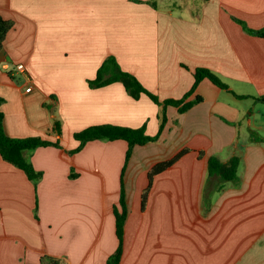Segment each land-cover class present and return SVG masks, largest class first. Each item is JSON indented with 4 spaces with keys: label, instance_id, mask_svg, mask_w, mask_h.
Returning <instances> with one entry per match:
<instances>
[{
    "label": "crops",
    "instance_id": "1",
    "mask_svg": "<svg viewBox=\"0 0 264 264\" xmlns=\"http://www.w3.org/2000/svg\"><path fill=\"white\" fill-rule=\"evenodd\" d=\"M11 21L0 53L4 128L12 138L60 146L27 152L35 183L0 156V264H108L116 252L114 207L122 182L128 217L120 264H264V0H0ZM109 56L160 100L181 99L205 68L228 88L202 80L185 113L167 108L161 141L88 142L98 125L159 132L160 108L122 83L91 88ZM24 64L26 71L16 70ZM31 87L30 91L27 89ZM58 121L61 136L54 131ZM189 149L154 178L157 163ZM240 157V184L219 188L208 159ZM72 173L76 176L72 178Z\"/></svg>",
    "mask_w": 264,
    "mask_h": 264
},
{
    "label": "trees",
    "instance_id": "2",
    "mask_svg": "<svg viewBox=\"0 0 264 264\" xmlns=\"http://www.w3.org/2000/svg\"><path fill=\"white\" fill-rule=\"evenodd\" d=\"M236 21L248 34L255 35L264 39V28L255 30L250 28L245 21ZM12 28L13 23L11 21L4 20L0 16V53L3 50L6 37ZM194 76V86L188 93L184 95L183 98L178 100H160L157 95L144 87V85L134 74L123 70L114 56L107 57L98 69L95 79L88 81L89 86L91 88H101L119 82L123 84L127 93L135 100L140 99L142 95L148 96L152 100V102H154L160 108L158 114V118L160 121L159 132L155 136H149L146 134L145 126H142L140 128L121 127L109 124L93 126L86 128L81 132L75 133L74 137L80 142V145L71 153L79 152L88 142L95 140H124L129 145V150L127 152L126 158V162H128L132 154V150L135 146H143L149 143H156L160 141L162 132L168 122L167 108L169 106L178 108L180 113H185L194 105L202 101V98L200 96H196L195 99L189 100L190 97L194 95L197 86L202 80L209 79L212 83L222 89L228 88V86L223 83L222 80L209 69L198 68L196 69ZM256 99L260 102H264V95ZM4 102L5 99L0 97V156L4 161L23 171L29 180L37 183L41 179L42 173L36 171L32 163L26 157V153L34 151L41 147H61L60 139L58 138L56 142H51L41 137L12 138L8 136L4 128V113L1 110ZM54 125V131L58 136H61L60 123L56 121ZM188 152L189 149H184L177 153L171 159L157 163L152 167L148 175V186L142 194V210H145L146 208L148 195L152 189L154 178L175 165ZM240 163V157L237 156L232 157L228 162H222L218 157L212 156L208 159L209 177L218 178L219 188H222L227 183L233 184L235 186L239 185L241 180L239 176ZM75 177L76 176L72 173V178ZM114 216L116 221V236L119 240V246L116 252L109 258L108 264H120V260L123 254L125 224L128 217V208L123 182L121 187L119 206L114 207ZM38 264H60V259L45 255L41 257Z\"/></svg>",
    "mask_w": 264,
    "mask_h": 264
},
{
    "label": "built area",
    "instance_id": "3",
    "mask_svg": "<svg viewBox=\"0 0 264 264\" xmlns=\"http://www.w3.org/2000/svg\"><path fill=\"white\" fill-rule=\"evenodd\" d=\"M16 70L19 71V72H21V73H25L26 68H25L24 64H18V65L16 66ZM30 90H31V87H29V88L27 89V91H30Z\"/></svg>",
    "mask_w": 264,
    "mask_h": 264
},
{
    "label": "rangeland",
    "instance_id": "4",
    "mask_svg": "<svg viewBox=\"0 0 264 264\" xmlns=\"http://www.w3.org/2000/svg\"><path fill=\"white\" fill-rule=\"evenodd\" d=\"M37 137V136H36ZM160 141H161V139H160ZM160 141H158L159 143H160ZM158 142H156L157 144H159ZM144 193V192H143Z\"/></svg>",
    "mask_w": 264,
    "mask_h": 264
}]
</instances>
